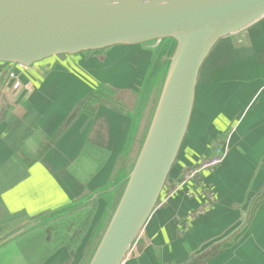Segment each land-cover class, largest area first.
<instances>
[{"label": "crops", "instance_id": "obj_1", "mask_svg": "<svg viewBox=\"0 0 264 264\" xmlns=\"http://www.w3.org/2000/svg\"><path fill=\"white\" fill-rule=\"evenodd\" d=\"M147 43L49 58L30 67L0 64V235L24 219L86 197L119 169H130L153 107L150 102L128 143L124 136L139 70L158 44ZM140 45L144 50L137 52ZM103 87L114 95L129 93L132 105L109 96L94 114L79 111V103ZM217 148L218 164L184 179ZM168 179L172 189H163L122 264H264V197H259L264 191V17L220 39L205 60ZM97 201L88 203L95 204L93 216ZM250 202L247 225L213 243L239 225ZM10 242L0 246L3 260ZM77 248L61 247L41 264H83L85 254Z\"/></svg>", "mask_w": 264, "mask_h": 264}, {"label": "water", "instance_id": "obj_2", "mask_svg": "<svg viewBox=\"0 0 264 264\" xmlns=\"http://www.w3.org/2000/svg\"><path fill=\"white\" fill-rule=\"evenodd\" d=\"M262 17L264 0H0V64L12 68L116 45L158 42L143 60L136 81L139 87L124 136L128 143L150 102L153 107L130 169H119L109 183L86 197L17 223L0 235V246L98 199L77 251L92 242L84 264H122L156 208L177 159L205 60L220 39ZM250 205L239 225L213 243L247 225Z\"/></svg>", "mask_w": 264, "mask_h": 264}, {"label": "trees", "instance_id": "obj_3", "mask_svg": "<svg viewBox=\"0 0 264 264\" xmlns=\"http://www.w3.org/2000/svg\"><path fill=\"white\" fill-rule=\"evenodd\" d=\"M105 50L106 49L95 52L101 54ZM91 52L93 51H86L83 52V54ZM64 56L65 55H61L59 57ZM98 94L101 95L98 91L89 93L85 99L79 103V111L94 114L95 109L102 100L101 96ZM208 159L209 158L203 159V161H207ZM172 187L173 184H170L167 178L164 190L169 191ZM120 193L121 191L118 195H120ZM94 209L95 204L90 203L57 219L39 225L17 237L14 243L25 264H41L61 247H76L89 228Z\"/></svg>", "mask_w": 264, "mask_h": 264}, {"label": "rangeland", "instance_id": "obj_4", "mask_svg": "<svg viewBox=\"0 0 264 264\" xmlns=\"http://www.w3.org/2000/svg\"><path fill=\"white\" fill-rule=\"evenodd\" d=\"M222 43L223 42H220L217 47L220 48V46H221ZM144 45L145 46H149V45H152V43H147V44H144ZM145 46H143V45L142 46L141 45L138 46L137 49H139V50L137 52L141 51V49L144 50V47ZM114 47H119V46H114ZM217 47L215 49H218ZM214 51H216V50H214ZM135 52L130 53V56H132ZM94 54H96V53H94ZM94 54L93 53H88L86 55L87 56L88 55L91 56V55H94ZM211 57H213V55ZM109 90H111V89H108L106 87H103V92L101 93V95L98 94L99 96H101V99H102L101 102L102 101L104 102L106 100H108V101L111 100L109 96L113 97V100L116 101L117 100L116 99V96H117V98H120V99L122 98L124 100V102L126 101V102L130 103L129 105H132V103H133L132 95H130L129 93H127V92H120L119 94H117L118 93L117 92L114 95L113 91H109ZM55 219H57V218H55ZM52 220H54V219H52ZM52 220H50V221H52ZM47 222H49V221H47ZM47 222H45V223H47ZM45 223H43V224H45ZM100 234H101V232H100ZM100 234L97 236L96 242H97V239L99 238ZM10 243H11V245L8 246L9 247V250H7V255H6L5 259L3 260V257L0 255V261L3 260V263L4 264H25L24 260L21 258V256L18 253V249H17L15 243L14 244L12 242H10ZM91 246H92V242L91 243H86L85 246H84V248L81 251L82 254H85V257L83 258V259H85V261L87 260L88 254H90V248H91Z\"/></svg>", "mask_w": 264, "mask_h": 264}, {"label": "built area", "instance_id": "obj_5", "mask_svg": "<svg viewBox=\"0 0 264 264\" xmlns=\"http://www.w3.org/2000/svg\"><path fill=\"white\" fill-rule=\"evenodd\" d=\"M1 105H2V94L0 91V109H1ZM221 160H222V154L220 153L219 149L217 148L215 155L211 156L207 161L201 162L200 165L196 168L194 167V168L187 170L184 173V179H190V178L194 177L200 170H202L206 167L212 166V165H216Z\"/></svg>", "mask_w": 264, "mask_h": 264}, {"label": "flooded vegetation", "instance_id": "obj_6", "mask_svg": "<svg viewBox=\"0 0 264 264\" xmlns=\"http://www.w3.org/2000/svg\"><path fill=\"white\" fill-rule=\"evenodd\" d=\"M78 245H79V244H78ZM78 245H77V246H78ZM77 246H76V247H74V248H68V247H67V249H69V250H70V249H75V248H77Z\"/></svg>", "mask_w": 264, "mask_h": 264}]
</instances>
